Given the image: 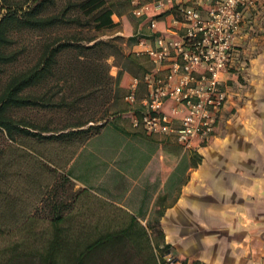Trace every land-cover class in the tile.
Returning <instances> with one entry per match:
<instances>
[{"label":"trees","instance_id":"trees-1","mask_svg":"<svg viewBox=\"0 0 264 264\" xmlns=\"http://www.w3.org/2000/svg\"><path fill=\"white\" fill-rule=\"evenodd\" d=\"M113 14L122 16L123 11L112 7L108 0H64L60 6L58 0H0V133L26 162L66 183H73L64 173L66 163L83 142L99 133L108 118L127 113L130 123L129 106L125 108L121 103L123 72L110 76L106 62L108 50H120L113 43L117 37L100 38L101 32L117 25ZM84 30L96 35H85ZM24 32L35 33L40 40L33 62L22 66L26 48L15 46L14 35ZM125 59L135 62L141 76L146 72L133 53ZM9 67L12 69L2 80ZM127 73L131 74L130 69ZM75 84L79 87L74 88ZM106 94V101L111 102L98 115L80 114L63 124L14 116L33 109L71 113L83 110L87 114L91 102L100 100L103 105ZM35 143L53 147L44 151ZM2 154L0 148V157ZM77 195L74 201H84L88 195L99 199L85 188ZM61 197L51 189L49 197L40 200L41 205L48 203L50 231L38 234L26 229L25 240L0 249V264H160L148 231L136 216L118 208L127 217L118 228L80 224L75 216L64 214L68 205ZM167 250V245L161 248L159 257Z\"/></svg>","mask_w":264,"mask_h":264},{"label":"crops","instance_id":"crops-1","mask_svg":"<svg viewBox=\"0 0 264 264\" xmlns=\"http://www.w3.org/2000/svg\"><path fill=\"white\" fill-rule=\"evenodd\" d=\"M262 10L264 0L246 14L235 42V62L246 28L253 27ZM112 18L119 21L116 14ZM111 124L83 142L66 163L64 173L77 188L119 206L143 226L155 227L156 245H167L163 255L176 264H264L260 149L250 147L245 136L220 137L216 130L206 147L186 152L175 140Z\"/></svg>","mask_w":264,"mask_h":264},{"label":"built area","instance_id":"built-area-1","mask_svg":"<svg viewBox=\"0 0 264 264\" xmlns=\"http://www.w3.org/2000/svg\"><path fill=\"white\" fill-rule=\"evenodd\" d=\"M262 1L127 0L147 29L137 31L132 53L149 63L141 79L129 78L124 94L131 128L175 140L182 151L206 147L227 99L235 42L246 14Z\"/></svg>","mask_w":264,"mask_h":264},{"label":"rangeland","instance_id":"rangeland-1","mask_svg":"<svg viewBox=\"0 0 264 264\" xmlns=\"http://www.w3.org/2000/svg\"><path fill=\"white\" fill-rule=\"evenodd\" d=\"M12 1V0H11ZM20 1V0H14ZM112 7H118L123 11L122 16H118L119 21L113 29L104 30L100 36L103 40L115 39L113 43L120 48L116 53L107 51V63L109 65V75L114 77L118 71L123 72L121 91L122 95L126 92V87L131 76L141 79V73H137L135 62L125 59V55L132 53L133 44L136 36L132 33L136 27H141L143 23L138 21L129 12L127 0H108ZM64 0H58L60 6ZM253 27L246 28L247 36L242 41V52L240 60L232 62L230 72L228 73L225 101V108L217 134L220 137L227 135L245 136L246 143L250 147H257L262 151V159L264 164V10L255 15ZM116 19V17H115ZM140 22V21H139ZM85 31V35H96L94 32ZM143 33L147 32L143 26ZM100 34V33H99ZM16 40L15 46L21 45L26 48V52L22 57L20 65H30L35 59L38 52L37 34L32 32L18 33L14 35ZM145 68L149 67V63L145 58L136 56ZM12 68L5 70L2 80ZM130 69V75L127 73ZM79 85L75 84L74 88ZM143 92V84L140 83L139 93ZM104 102H91L93 106L89 107L86 112H64V111H48L41 112L33 109L29 112H18L14 116H23L38 122H49L52 124H63L66 119L77 117L82 114L84 116H94L109 106V97L104 95ZM122 106L128 108L124 97L121 99ZM130 126L127 113L117 114L114 118H108V122L114 124ZM110 126H113V125ZM117 143H121L118 140ZM37 148L44 151L49 147L35 143ZM248 146V147H249ZM0 148L3 154L0 157V249L8 246L15 241L26 239L24 231L31 228L35 233L50 231V215H48V207L46 201L40 204L43 196L49 197L51 189L58 191L65 201V215L75 216L79 223L87 225H110L112 228H118L122 223L127 221V217L118 210L119 206H115L103 198L90 197L89 195L84 201L77 199V188L73 183H66L61 180L54 179L53 175L47 171L41 172L34 163L26 162L17 151H14L10 142L6 139L5 134L0 133ZM46 149V150H45ZM259 150V151H260ZM195 158V156H194ZM23 160V161H22ZM46 194V195H45ZM93 194V193H92ZM94 195V194H93ZM96 196V195H95ZM97 197V196H96ZM83 202L84 204H82ZM29 217V218H28ZM72 222V221H71ZM64 226L67 223L63 224ZM145 227V226H144ZM149 234V241L154 248L157 261L162 264V258L159 257L160 247L155 243L157 229L155 227H145ZM29 242V241H25Z\"/></svg>","mask_w":264,"mask_h":264}]
</instances>
